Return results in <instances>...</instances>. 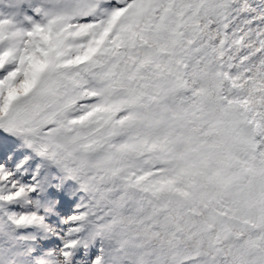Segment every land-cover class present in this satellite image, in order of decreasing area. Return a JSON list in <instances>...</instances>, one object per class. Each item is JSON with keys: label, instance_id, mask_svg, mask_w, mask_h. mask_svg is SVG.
I'll return each instance as SVG.
<instances>
[{"label": "snow or ice", "instance_id": "6c2138e0", "mask_svg": "<svg viewBox=\"0 0 264 264\" xmlns=\"http://www.w3.org/2000/svg\"><path fill=\"white\" fill-rule=\"evenodd\" d=\"M0 264H264V0H0Z\"/></svg>", "mask_w": 264, "mask_h": 264}]
</instances>
